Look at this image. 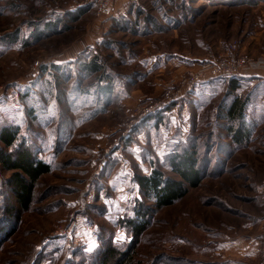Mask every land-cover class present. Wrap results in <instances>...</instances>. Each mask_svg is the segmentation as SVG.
Segmentation results:
<instances>
[{"label":"rangeland","instance_id":"obj_1","mask_svg":"<svg viewBox=\"0 0 264 264\" xmlns=\"http://www.w3.org/2000/svg\"><path fill=\"white\" fill-rule=\"evenodd\" d=\"M83 1L0 0V130L16 128L17 143L23 141L51 168L36 182L30 208L15 207L17 223L0 242V264H99L106 244L129 248L134 237L125 222L136 216L140 202L152 210L128 264H227L225 258H241L244 251L220 247L256 233L258 257L244 264H260L264 77L243 74L264 72V0H175L190 4L195 15L164 30L147 25L149 33L118 25L135 20V10L140 26L149 13L168 24L166 12L180 14L174 0H119L115 8L113 1L109 17ZM219 56L257 65L237 77L238 88H231V77L201 82L124 133L143 108ZM95 57L105 63L107 78L82 68ZM172 59L184 64L157 69ZM136 72L144 76L127 81ZM106 83L110 91L102 90ZM237 94L246 99L249 138L243 143L230 138L223 118V108ZM195 142L200 185L173 205L156 208L135 176L154 167L174 176L170 156ZM12 174L0 164V215L6 196L14 201L7 186ZM122 233L125 239H117Z\"/></svg>","mask_w":264,"mask_h":264},{"label":"trees","instance_id":"obj_2","mask_svg":"<svg viewBox=\"0 0 264 264\" xmlns=\"http://www.w3.org/2000/svg\"><path fill=\"white\" fill-rule=\"evenodd\" d=\"M173 1V0H171ZM194 1V0H190ZM204 3H219L221 5H231L241 3L243 0H202ZM245 1V0H244ZM179 3V4H176ZM190 3V2H189ZM179 9V16L175 13L166 12L168 16L164 21H168L167 25L162 24V21L151 15L147 14L144 18V28L139 29L137 26L140 22H137V15L139 11H134L135 20L120 21L118 27L124 31H133L140 33H149L153 29H147L145 26L152 25L154 30H164L168 27H178L187 20L191 19L195 14L194 8L190 4L185 2H176L174 0V6ZM200 12V11H197ZM196 13V12H195ZM197 14V13H196ZM190 21V20H189ZM142 26V27H143ZM103 44L110 45L109 39H104ZM99 57V56H98ZM92 58L91 62L83 63L82 68L87 71L89 75H98L100 78H107L108 74H105V63L97 58ZM237 77H231V88H238L239 81ZM109 83H106L102 87L103 91H110ZM246 99L240 95H235L229 104H227L223 110V118L228 121L227 132L230 138L236 143H243L249 138L248 130L245 127ZM162 110V109H161ZM222 110V111H223ZM157 112L148 115L143 121L148 120L151 115L158 116ZM160 119V118H159ZM139 124V123H138ZM18 133L16 128L5 126L0 130V141L4 146H0V164L8 171H12V178L8 180L7 186L10 187L11 194L14 201L10 204V198L6 196L3 203V215H0V242L3 239H7L12 232L13 225L17 222L13 217L17 214L15 207L20 210H28L34 200V190L38 179L50 172V166L41 159H38L29 147L25 146V143H17ZM169 165L174 176L166 174L162 169L154 167L148 174H137L135 181L139 186L140 192L149 200H153L156 208H163L173 205L178 200L184 198L190 187H197L201 183V167L199 166L198 146L195 143L190 146L183 147L179 150H175L169 158ZM5 197V196H4ZM136 209V216L126 220L125 223L133 231V241L129 248L120 250L112 244H106L102 253V259L99 264H109L117 258L122 256L123 261L117 264H128L133 261L134 254L136 252V244L140 241L143 233L145 232L152 208L146 206L145 203H141ZM9 228L11 230H9Z\"/></svg>","mask_w":264,"mask_h":264},{"label":"built area","instance_id":"obj_3","mask_svg":"<svg viewBox=\"0 0 264 264\" xmlns=\"http://www.w3.org/2000/svg\"><path fill=\"white\" fill-rule=\"evenodd\" d=\"M82 3H84L85 5H92L100 16L109 17L112 14L113 0H84ZM203 64L205 65H203L201 72L196 74L191 73L193 77L189 80H185L181 86H178L171 90L165 99L156 101V103L152 104L148 108H143V110L139 114H136V116L133 117L137 118L136 121L128 123L127 129L125 128L124 133L126 132V130L132 128L138 121L146 118L148 115L163 109L170 103L177 102L186 93L192 91V89L199 83L208 81L209 79L241 76L242 71L249 69V67L254 68L253 66L257 65H249V62L245 57L237 59L236 62H230V60H226L221 56H219V58L216 57L209 59L203 62ZM260 264H264V245L262 246L261 250Z\"/></svg>","mask_w":264,"mask_h":264},{"label":"crops","instance_id":"obj_4","mask_svg":"<svg viewBox=\"0 0 264 264\" xmlns=\"http://www.w3.org/2000/svg\"><path fill=\"white\" fill-rule=\"evenodd\" d=\"M114 1V8H115V6H116V3H118L119 2V0H113ZM128 0H123V2H122V4L123 3H125V2H127ZM124 5V4H123ZM126 8L125 7H123V11L125 10ZM142 25V24H141ZM164 25H167L166 23L164 24ZM141 27L142 26H140V23H139V25L137 26V28H139V29H141ZM140 33V32H139ZM98 40H100V39H98ZM80 49V48H79ZM153 58H155L156 59V57L155 56H153ZM152 58V59H153ZM91 59V58H90ZM89 59V60H90ZM151 61H153L154 62V60H151ZM172 64H176V65H179V66H182L184 63H182V62H175L174 61V59H172V60H167V62H162L161 63V65H158V67H157V69H163V68H168V66H170V65H172ZM254 70H252V72H250L248 75L247 74H243V76H249V77H258V76H263L264 77V72H263V70H258L259 72H260V74L259 73H257V72H253ZM132 74V73H131ZM130 74V75H131ZM142 72H136L134 75H131V76H129L128 78H127V81H131V80H135V81H137V79H139L140 77H143L142 76ZM89 75V74H88ZM143 79V78H142ZM127 81H124L123 83L124 84H127ZM251 228V227H250ZM260 237H259V234H255V235H252V236H247L246 238H238L237 240H234L233 242V244H228V243H226V244H224V246H222V247H220V250L219 251H228V250H230V249H232V250H234V245H237V246H240V249H241V251H244V253H242V254H240L239 256L241 257V258H235V257H231V258H225L224 260H226L228 263L227 264H235V263H233V262H229V259L230 260H234V259H236V260H238V261H236L237 262V264H244V263H246L247 262V260H248V262L250 261V260H252V259H254V258H256V257H258V252H257V249L259 250V248H260V244H261V238L259 239ZM242 246H244V249L242 248ZM259 246V247H258ZM236 249V248H235ZM257 252V253H256ZM253 253H254V256H252L253 255ZM255 254H256V256H255Z\"/></svg>","mask_w":264,"mask_h":264},{"label":"snow or ice","instance_id":"obj_5","mask_svg":"<svg viewBox=\"0 0 264 264\" xmlns=\"http://www.w3.org/2000/svg\"><path fill=\"white\" fill-rule=\"evenodd\" d=\"M173 123H175V119H173ZM134 151V153L137 155V157L139 158V149H136V150H133ZM125 175H127L126 173H125ZM117 239H119V240H124L125 239V236H124V234L122 233V234H120L118 237H117ZM93 247H94V244H93Z\"/></svg>","mask_w":264,"mask_h":264}]
</instances>
